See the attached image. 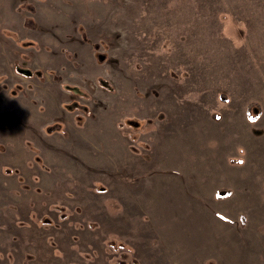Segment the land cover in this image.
Listing matches in <instances>:
<instances>
[{"label": "rangeland", "instance_id": "374dc122", "mask_svg": "<svg viewBox=\"0 0 264 264\" xmlns=\"http://www.w3.org/2000/svg\"><path fill=\"white\" fill-rule=\"evenodd\" d=\"M0 264H264V0H0Z\"/></svg>", "mask_w": 264, "mask_h": 264}]
</instances>
